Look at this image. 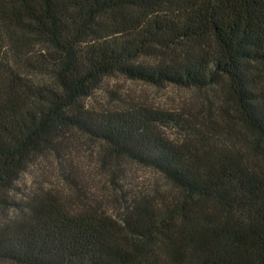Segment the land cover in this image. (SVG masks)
<instances>
[{
  "label": "trees",
  "instance_id": "1",
  "mask_svg": "<svg viewBox=\"0 0 264 264\" xmlns=\"http://www.w3.org/2000/svg\"><path fill=\"white\" fill-rule=\"evenodd\" d=\"M112 73L222 86L233 110L188 122L89 106ZM68 132L152 168L175 194L133 198L119 217L48 193L21 206L14 183ZM0 209L20 212L0 223L1 261L264 264V0H0Z\"/></svg>",
  "mask_w": 264,
  "mask_h": 264
},
{
  "label": "rangeland",
  "instance_id": "2",
  "mask_svg": "<svg viewBox=\"0 0 264 264\" xmlns=\"http://www.w3.org/2000/svg\"><path fill=\"white\" fill-rule=\"evenodd\" d=\"M85 101L96 109L131 105L158 107L188 122H195L198 116L215 119L221 110H233V101L222 86L205 89L173 84L156 86L119 73L104 76ZM163 131L177 141L184 134L174 126H167ZM45 193L67 201L73 209L86 202L119 217L133 198L145 194L150 198L169 197L175 194V188L152 168L122 156H112L103 144L68 132L53 148L33 159L14 183L10 195L22 206L30 195ZM19 213L0 209V223ZM0 264L17 263L0 260Z\"/></svg>",
  "mask_w": 264,
  "mask_h": 264
}]
</instances>
